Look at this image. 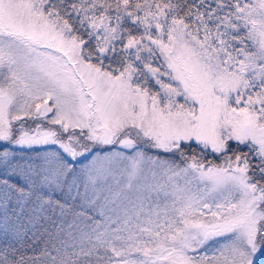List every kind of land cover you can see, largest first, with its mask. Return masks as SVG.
Returning <instances> with one entry per match:
<instances>
[{
  "label": "snow or ice",
  "instance_id": "snow-or-ice-1",
  "mask_svg": "<svg viewBox=\"0 0 264 264\" xmlns=\"http://www.w3.org/2000/svg\"><path fill=\"white\" fill-rule=\"evenodd\" d=\"M0 264H264V0H0Z\"/></svg>",
  "mask_w": 264,
  "mask_h": 264
}]
</instances>
